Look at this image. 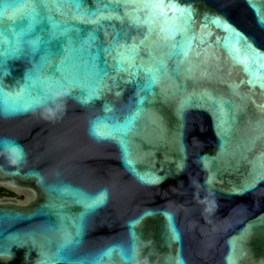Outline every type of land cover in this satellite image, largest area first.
I'll return each mask as SVG.
<instances>
[{
    "label": "water",
    "instance_id": "obj_1",
    "mask_svg": "<svg viewBox=\"0 0 264 264\" xmlns=\"http://www.w3.org/2000/svg\"><path fill=\"white\" fill-rule=\"evenodd\" d=\"M5 141L0 264H264V0H0Z\"/></svg>",
    "mask_w": 264,
    "mask_h": 264
},
{
    "label": "snow or ice",
    "instance_id": "obj_2",
    "mask_svg": "<svg viewBox=\"0 0 264 264\" xmlns=\"http://www.w3.org/2000/svg\"><path fill=\"white\" fill-rule=\"evenodd\" d=\"M68 68H71V62L69 61L68 63H67V65H66ZM147 71H151L150 69L149 70H147ZM62 79H63V77H62ZM153 81H154V77H153ZM139 103V102H138ZM5 110V112H7V109L5 108L4 109ZM97 136H98V138H104V137H102V136H100V133L98 132V131H96V133H95ZM0 143H3L5 146H9L10 144H11V142H0ZM104 196H106V193H102L101 195H100V198H99V201L100 202H102V200H103V198H104ZM89 206H91V205H89ZM111 250H109V252H110Z\"/></svg>",
    "mask_w": 264,
    "mask_h": 264
},
{
    "label": "flooded vegetation",
    "instance_id": "obj_3",
    "mask_svg": "<svg viewBox=\"0 0 264 264\" xmlns=\"http://www.w3.org/2000/svg\"><path fill=\"white\" fill-rule=\"evenodd\" d=\"M1 193H7L6 191H1ZM1 196H9V197H11V196H15L13 193H8V195H2V194H0Z\"/></svg>",
    "mask_w": 264,
    "mask_h": 264
},
{
    "label": "rangeland",
    "instance_id": "obj_4",
    "mask_svg": "<svg viewBox=\"0 0 264 264\" xmlns=\"http://www.w3.org/2000/svg\"><path fill=\"white\" fill-rule=\"evenodd\" d=\"M7 193H1V190H0V194H2V195H8V193L10 194L11 192H9V191H6Z\"/></svg>",
    "mask_w": 264,
    "mask_h": 264
},
{
    "label": "trees",
    "instance_id": "obj_5",
    "mask_svg": "<svg viewBox=\"0 0 264 264\" xmlns=\"http://www.w3.org/2000/svg\"><path fill=\"white\" fill-rule=\"evenodd\" d=\"M1 191H5V190H3V189H0Z\"/></svg>",
    "mask_w": 264,
    "mask_h": 264
}]
</instances>
